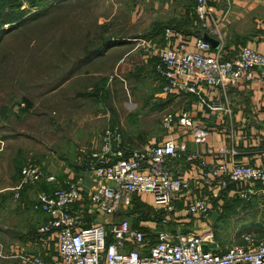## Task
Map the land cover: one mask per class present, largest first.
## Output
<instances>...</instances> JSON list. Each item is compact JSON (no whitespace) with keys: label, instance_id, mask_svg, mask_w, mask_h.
Instances as JSON below:
<instances>
[{"label":"built area","instance_id":"1","mask_svg":"<svg viewBox=\"0 0 264 264\" xmlns=\"http://www.w3.org/2000/svg\"><path fill=\"white\" fill-rule=\"evenodd\" d=\"M189 1L199 23L206 26L213 12L208 1ZM189 41L165 27L162 45L149 43L145 48L158 53L156 72L163 97L196 94L203 88L225 94L241 80H264V54L245 47L233 58H223L203 37ZM203 101L211 109L225 111L219 99ZM160 125L169 138L157 144L130 147L114 124L102 130L97 146L78 148L90 181L88 203L83 204L87 178L81 174H70L52 192L38 191L32 209L45 215L39 231L55 239L57 256L47 260L41 255H19L24 264H264V237L255 243L245 236L246 243L218 251L209 249L208 237L201 231L184 235L179 221L183 217L206 218L212 202L223 196L244 200L263 192L264 163H231L236 152L227 147L218 149V162L212 164L196 152L186 153L184 145H177L172 136L175 125L192 127L187 111L164 113ZM179 160L195 163L199 184L206 190L203 194L192 195L191 180L170 173L168 164ZM41 181L56 183L57 179L38 165L24 164L14 197L19 198L21 186ZM142 193L151 194L154 202L149 222L138 219V227H132L125 217L116 220L115 215L130 211L133 198ZM94 213L107 220L88 222L85 214ZM152 226L162 229L155 231Z\"/></svg>","mask_w":264,"mask_h":264},{"label":"rangeland","instance_id":"2","mask_svg":"<svg viewBox=\"0 0 264 264\" xmlns=\"http://www.w3.org/2000/svg\"><path fill=\"white\" fill-rule=\"evenodd\" d=\"M37 4L30 6L22 0L21 18L6 26L1 23L0 188L16 183L10 189L13 206L23 198L14 197V188L20 184L16 161L36 164L55 175L69 166L78 150L63 149L67 141L87 146L106 126L116 124L127 139L145 144L166 134L160 126L161 116L176 110L172 99H161L164 97L149 73L117 75L113 67L118 54H110L99 67L104 70L102 77L90 75L97 70L93 65L87 68L88 75L69 80L81 58L100 48L103 41L117 42L104 51L118 49L145 36L152 21L163 22L170 12L167 0H38ZM80 81L84 92L75 97ZM36 188L24 189L28 199ZM139 199L144 213L132 211L134 207L122 217L136 223L154 208L151 194L142 193ZM211 209L206 218L184 219L190 225L181 227L183 234L201 231L208 237L209 249L218 251L246 243L245 236L255 243L264 237V191L242 201L221 199ZM96 217L94 222L106 218L102 214ZM27 220L25 213L0 208V228L19 222L26 231ZM6 235L0 229V239Z\"/></svg>","mask_w":264,"mask_h":264},{"label":"crops","instance_id":"3","mask_svg":"<svg viewBox=\"0 0 264 264\" xmlns=\"http://www.w3.org/2000/svg\"><path fill=\"white\" fill-rule=\"evenodd\" d=\"M207 1L213 12L209 16L206 26H202L197 20L194 8L189 0H167L169 7H166L170 8V12L167 18L163 19L165 22L163 20V22L154 20L144 33L145 36L135 40L137 41L136 43H123L124 45L119 46L118 49L105 50L96 58L94 57V60L91 59L86 63L79 64L72 70L69 80L73 82L75 79L88 75L86 74L87 68L93 65L97 70H92L93 73L90 72L91 74H89L96 78L102 77L103 75L101 76V74H103L104 70L99 67H102V63L110 54H118L119 56L113 67L117 75L118 73L133 75L137 71L147 72L153 77V84L156 83V87L158 86L160 91L162 81L154 70L158 53L152 49L145 51V48L149 43L154 47L162 45V32L165 27H171L184 39L190 40L189 42H192L196 37L208 38L213 46L212 49L222 55L223 58H233L241 48L245 47L264 54V0ZM97 81L95 79L93 85ZM82 84L83 81H80L76 86L75 97L81 96L82 92H84ZM157 94L158 92L152 95L157 97ZM208 98L221 100L225 111L211 109L203 101V99L206 100ZM161 99L164 101L172 99L173 104L176 105L174 112L187 111L192 119V127L185 128L175 125L173 129L172 137L174 141L177 145H184L186 153L196 152L201 155L205 162L212 164L218 162L215 155L218 149L227 147L234 149L236 152L229 159L231 163L249 164L252 166H259L264 163V80L258 78L241 80L231 86L225 94L203 88L196 94L179 93L164 98L161 97ZM88 133L89 129H87L85 135ZM122 134L123 142L133 148L157 144L169 138L165 134L157 140L151 139L149 142L141 144V141L135 142L132 139H127L124 136V132ZM197 136L200 137V140L196 139ZM69 138L74 141L72 135ZM99 140L100 135L94 141L90 142L87 140L89 143L87 142L86 145L89 148L95 147L99 144ZM81 145V143H75L74 146L73 142L67 141L65 147L62 148L78 149ZM136 145H139V147H136ZM168 168L173 176H183L191 180L192 195L198 196L206 191L202 188V184H199L201 183L198 178L199 171L195 163L185 162L184 160L172 161L168 164ZM73 173L85 174L87 178L86 191L83 192V204L85 205L88 203L87 190H89L90 181L77 151L69 166L67 165L62 171L55 173L57 181L52 185L59 186L63 181L60 179L62 176V179H64ZM14 185L0 188V208L8 206L10 211L16 210L27 214V230L22 231L18 225L19 222L0 228L8 236L0 239V264H24L19 257L22 254L41 255L47 260L56 258L55 239L47 237L39 231L45 221V215L34 211L30 207L35 195H30V199H28L25 194L27 187L24 185L25 188L21 189L22 192L20 191V195L23 198L17 205L13 206L10 199V192H12L10 189ZM24 189L26 190L24 191ZM136 197L139 198V195ZM132 207H134V203ZM98 215L100 217L99 213H94L87 217V214H85L86 219L90 221H96L95 217L97 216L96 218H98ZM33 218L35 219L33 220ZM187 218L189 217L181 218L180 227L190 225L184 222V219ZM105 219L107 220V217ZM129 221L131 226H133L134 222H132L131 218ZM145 221L149 222V219ZM137 223L138 227L139 220H137ZM153 229L156 231L162 229V227L156 226ZM11 234H14V236H11Z\"/></svg>","mask_w":264,"mask_h":264},{"label":"trees","instance_id":"4","mask_svg":"<svg viewBox=\"0 0 264 264\" xmlns=\"http://www.w3.org/2000/svg\"><path fill=\"white\" fill-rule=\"evenodd\" d=\"M27 1L29 2L30 6H36L37 5V7H38V4H37L38 0H27ZM21 4H22V0H0V33L3 32V29H1V23L2 22H3V24L9 23V22H12L13 20L15 21L19 16H21V13H22V11H20V5ZM20 18L21 17H19V19ZM116 44H117V42H115V41L113 42V41H111L109 39L106 40V41H103V44L101 45L103 47L101 48V46H100V48H95L93 50H90L84 58H81L80 64L81 63L88 62L89 60L93 59L94 57H96V56L100 55L102 52H104V49H108L111 46H114ZM157 63H158V58H157V62H156L155 67H154L155 72H156V65H157ZM156 74H157V72H156ZM23 165H24V162L22 163V162L16 161V163H15V166H16L15 169H16V172H18L19 177H20V170H21V167ZM34 165H36V164H34ZM62 178H63V176L60 179L64 181L65 178L64 179H62ZM63 181H62V183L59 186H62L63 185ZM52 184L53 183H47V182H42V181L34 184L37 187L36 188V193L38 191H41V190H44L46 192H52V191H54L55 189H57L59 187V186H55V184L54 185H52ZM34 185H28L27 184V185H25V187L30 188V187H33ZM224 198L225 199H230V198H228L226 196H223L219 200L213 201L212 202V205L215 204L216 202H219L221 199H224ZM240 201H242V200H240ZM33 202L34 201H32L30 203V207L31 208H32ZM133 203H134L135 209L132 210V211H137L138 210L139 213H142L143 214L144 213V210L142 209L143 202H141L138 197H135V198H133ZM179 206H180V204H179ZM134 207H132L131 209H133ZM150 211H151V209H149L148 212H150ZM148 212L145 215H142V218L143 219H149L150 215L148 214ZM118 217H122V213H118V214L115 215V218H118ZM155 218L157 219L158 217H155ZM189 218H193V217H189ZM87 221L89 222L90 220L87 219ZM137 224H138L137 222L136 223H133V226L132 227H137ZM193 225H195V224H193ZM188 230L189 229H186L184 231L186 232Z\"/></svg>","mask_w":264,"mask_h":264},{"label":"water","instance_id":"5","mask_svg":"<svg viewBox=\"0 0 264 264\" xmlns=\"http://www.w3.org/2000/svg\"><path fill=\"white\" fill-rule=\"evenodd\" d=\"M204 39L206 40V41H208L210 44H211V42H210V40L208 39V38H206V37H204ZM212 45V44H211ZM213 47V46H212Z\"/></svg>","mask_w":264,"mask_h":264}]
</instances>
